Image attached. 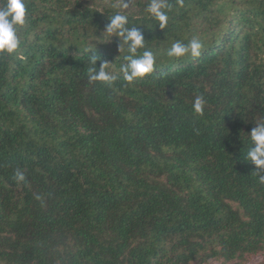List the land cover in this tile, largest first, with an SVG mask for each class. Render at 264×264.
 Here are the masks:
<instances>
[{
    "label": "trees",
    "instance_id": "obj_1",
    "mask_svg": "<svg viewBox=\"0 0 264 264\" xmlns=\"http://www.w3.org/2000/svg\"><path fill=\"white\" fill-rule=\"evenodd\" d=\"M149 2L126 14L155 71L129 83L127 45L102 33L118 0H25L20 47L0 55V264L264 254V184L245 159L264 118V0H168L165 29ZM192 38L199 58L166 55ZM91 57L120 78L90 82Z\"/></svg>",
    "mask_w": 264,
    "mask_h": 264
},
{
    "label": "clouds",
    "instance_id": "obj_2",
    "mask_svg": "<svg viewBox=\"0 0 264 264\" xmlns=\"http://www.w3.org/2000/svg\"><path fill=\"white\" fill-rule=\"evenodd\" d=\"M129 3L130 0H118V7L121 11H117L111 16L102 33H106L109 39L113 36L118 38V51L121 41L127 45L128 55L125 57L127 62L120 66L119 72L124 81L131 83L155 71L156 56L151 50H145L142 55H137L138 49L145 47L146 39L144 32L139 27L128 26L129 17L126 10ZM178 3L182 6V0H178ZM169 10L168 0H150L146 7L149 17L157 21L160 29H165L168 24ZM26 14L25 0H0V55H10L20 47L21 41L18 32L26 23ZM203 47L204 45L198 38H192L186 44L176 41L166 50V55L173 59L186 56L199 58ZM99 59L91 57V67L88 68L89 81L113 84L120 77L107 70L109 64L107 61H101L97 67ZM205 105L204 95L198 94L193 100L192 110L197 115H203ZM248 136L251 147L248 149L245 159L255 166L254 172L259 182L264 184V118L255 123ZM15 178L21 182L25 180L24 174L20 171L15 173Z\"/></svg>",
    "mask_w": 264,
    "mask_h": 264
},
{
    "label": "rangeland",
    "instance_id": "obj_3",
    "mask_svg": "<svg viewBox=\"0 0 264 264\" xmlns=\"http://www.w3.org/2000/svg\"><path fill=\"white\" fill-rule=\"evenodd\" d=\"M235 261L228 262L227 264H233ZM221 259H210L205 264H221ZM245 264H264V254L263 255H256L248 258Z\"/></svg>",
    "mask_w": 264,
    "mask_h": 264
}]
</instances>
